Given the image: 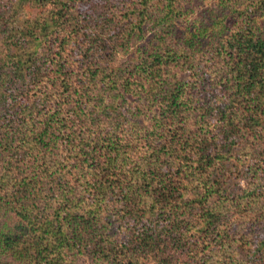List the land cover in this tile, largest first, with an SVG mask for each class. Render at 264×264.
Wrapping results in <instances>:
<instances>
[{
	"label": "trees",
	"instance_id": "16d2710c",
	"mask_svg": "<svg viewBox=\"0 0 264 264\" xmlns=\"http://www.w3.org/2000/svg\"><path fill=\"white\" fill-rule=\"evenodd\" d=\"M81 2L0 0V264L251 263L264 0H104L107 41Z\"/></svg>",
	"mask_w": 264,
	"mask_h": 264
},
{
	"label": "rangeland",
	"instance_id": "374dc122",
	"mask_svg": "<svg viewBox=\"0 0 264 264\" xmlns=\"http://www.w3.org/2000/svg\"><path fill=\"white\" fill-rule=\"evenodd\" d=\"M24 11L30 19L35 18L36 16H43V18L46 19L49 17L52 8L49 4L39 8L31 4L29 1H25ZM68 19L70 26L85 25L87 28L89 27L91 30L96 32L103 41H107L108 34L113 32V29H115L114 23L110 19L109 9L104 3V0H83V2L77 4V6L73 8L71 16ZM108 26H110L111 30H109ZM148 32L149 30H146L145 33L148 34ZM143 40V37H134L130 41L125 42V45L122 46L123 49L120 50L119 46L122 45L120 44L122 41H119L116 38V45H118L117 48L119 49L114 52L112 59L115 62L124 60L126 55L125 52ZM244 182L245 179L243 177L237 181L239 184H244ZM245 246H247V244ZM80 262H83V264H89L87 259L83 257L80 259ZM245 264H264V254L258 255L254 261Z\"/></svg>",
	"mask_w": 264,
	"mask_h": 264
}]
</instances>
